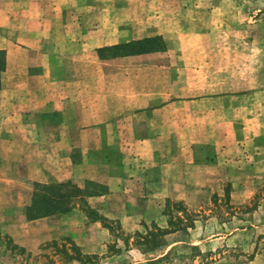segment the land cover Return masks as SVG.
<instances>
[{
    "label": "crops",
    "instance_id": "crops-1",
    "mask_svg": "<svg viewBox=\"0 0 264 264\" xmlns=\"http://www.w3.org/2000/svg\"><path fill=\"white\" fill-rule=\"evenodd\" d=\"M146 1L0 0L4 233L16 238L27 221L28 182L102 185L105 192L87 199L101 217L125 228L149 221L166 228L168 199L215 192L235 167L246 168L249 125L258 119L236 114L235 93L245 99L249 89H235L218 43L179 40L178 31L156 24L152 5H140ZM155 36L164 51L98 53ZM257 162L264 172V156ZM74 211L54 217L86 220V230L100 233L66 236L97 242L93 252L107 255V228Z\"/></svg>",
    "mask_w": 264,
    "mask_h": 264
},
{
    "label": "rangeland",
    "instance_id": "rangeland-1",
    "mask_svg": "<svg viewBox=\"0 0 264 264\" xmlns=\"http://www.w3.org/2000/svg\"><path fill=\"white\" fill-rule=\"evenodd\" d=\"M141 4L156 7L154 10L150 8L156 24L164 22L173 33L178 31L179 40L218 43L219 52L223 54L221 58L227 59L235 70V89H249L245 99L238 98L242 94L235 93L236 114L242 116L249 112L250 117L258 119L249 125L246 168L242 165L235 167L234 175L225 179L215 192L183 193L168 199L172 205L183 203L191 213L200 217L195 229L166 235L160 247L152 251L147 246H138L137 233L145 235L156 228L166 231L168 226L162 228L158 221H149L131 229L113 220L101 221L102 227L107 225L112 229L106 227L108 254L102 257L97 250L96 253L92 250L97 242L85 244L83 240L66 236L73 233L99 235V230H86V220L70 215L27 219L26 208L36 189L35 183L28 182L29 202L24 210L27 221L22 228H17L16 238L0 229V264H151L160 259L164 260L162 264H202L203 261L264 264V172L257 162L260 156H264V0H149ZM243 75L245 80H242ZM239 108L244 110L239 111ZM258 144L262 149L255 148ZM238 156L239 152L233 155L236 159ZM74 185L81 188L76 183ZM98 186L97 189L93 184H85V188L92 190L94 187L95 191L105 192V187ZM228 189L229 207L224 203ZM215 195L219 197L218 204L214 202ZM89 197L77 198L72 211L78 214V210L88 221H96L90 212ZM179 197L186 198L187 202ZM164 212L165 209L163 217L168 222L170 218ZM14 220L18 221L19 217ZM56 236L63 238L61 241L51 239ZM78 256L81 261L76 258ZM204 256L208 258L204 259Z\"/></svg>",
    "mask_w": 264,
    "mask_h": 264
},
{
    "label": "trees",
    "instance_id": "trees-1",
    "mask_svg": "<svg viewBox=\"0 0 264 264\" xmlns=\"http://www.w3.org/2000/svg\"><path fill=\"white\" fill-rule=\"evenodd\" d=\"M166 49L164 39L161 36H155L150 38H145L142 40H136L128 44H121L111 48H105L99 50L98 53L100 57L103 58H116L125 57L131 55H141L152 52H160ZM110 53V54H107ZM113 52V53H112ZM6 66V53L4 50L0 49V77L4 72ZM92 183H88L90 185ZM36 189L32 197V202L26 208L27 219L37 220L44 217H49L56 214L69 213L75 206V200L85 198V195L93 196L100 194L99 191H95V186L98 189L97 184H93L92 190L85 188L81 189L75 186L72 182L62 183V184H36ZM264 191V189H263ZM224 203L227 207L230 206V191L229 189L225 191ZM257 196V195H256ZM259 197V195H258ZM257 199V197H256ZM219 197L214 196L215 204H218ZM232 208V207H231ZM90 209V208H89ZM92 215L96 221L107 222L105 218L96 214L92 209H90ZM175 212L177 213L175 215ZM165 216H168L170 220L168 221V229L162 231L156 228V231H148L145 235L137 233V238L139 239L138 246H147L149 250H154L161 245L162 239L169 234H174L180 231H185L188 229H195L196 223L199 220V215L191 213L183 203L171 204V201H167L165 207ZM105 227L111 229L105 225ZM112 230V229H111ZM127 238L126 242H128ZM16 248V247H15ZM210 256V255H209ZM208 256H204L205 258ZM80 260V257H76ZM82 258V257H81ZM166 259H168L166 257ZM81 261V260H80ZM163 259L152 262L151 264H162ZM202 264H213L212 262L203 261Z\"/></svg>",
    "mask_w": 264,
    "mask_h": 264
}]
</instances>
